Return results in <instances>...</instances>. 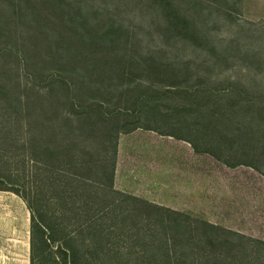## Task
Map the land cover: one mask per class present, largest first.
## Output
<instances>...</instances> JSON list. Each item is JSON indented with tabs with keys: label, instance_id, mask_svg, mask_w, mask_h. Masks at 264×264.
<instances>
[{
	"label": "rangeland",
	"instance_id": "obj_1",
	"mask_svg": "<svg viewBox=\"0 0 264 264\" xmlns=\"http://www.w3.org/2000/svg\"><path fill=\"white\" fill-rule=\"evenodd\" d=\"M10 179L93 263L181 256L199 224L264 241V0H0ZM0 187V264H30V210Z\"/></svg>",
	"mask_w": 264,
	"mask_h": 264
},
{
	"label": "trees",
	"instance_id": "obj_2",
	"mask_svg": "<svg viewBox=\"0 0 264 264\" xmlns=\"http://www.w3.org/2000/svg\"><path fill=\"white\" fill-rule=\"evenodd\" d=\"M157 131L156 129L150 128ZM160 133V132H159ZM165 134V133H160ZM178 139H182L191 144L195 152H201L200 148L187 139L177 137L173 134H167ZM116 144V143H115ZM116 145H114L113 154L115 155ZM215 156L214 153H211ZM113 172L114 166L111 171V181L109 187H113ZM2 179V177H1ZM4 179V178H3ZM3 183H10L14 186L16 194L21 196L28 209L30 210V264H41V259L36 255V248L38 245L47 246L56 240H60L57 246L58 255H56L55 264H98L102 261V258L97 257L95 263L92 260L83 257L79 254V249L75 242V237L70 233H66L61 237H57L58 228L52 223H48L47 215L43 211L35 210L27 195L25 189H17V183L14 180L1 181ZM0 182V183H1ZM15 184V185H14ZM13 188V187H12ZM2 187H0V190ZM130 199L136 200L135 197ZM165 210V209H164ZM172 214H178L177 211L165 210ZM204 226L199 224L192 228H180L184 233H190L191 231H197L201 234L194 242H183L179 245V249L183 254L181 256H170V246L167 242L163 244L166 249L164 257H160L158 254H154L151 258H148V262L145 264H264V241L246 236L242 233L225 229L216 225ZM211 227V228H207ZM207 237V238H206ZM145 247L158 249L159 245L155 243H143ZM177 245L173 244V250L176 251ZM199 250L196 253L193 248ZM160 250V249H158ZM202 250V251H201ZM203 250H207L204 251ZM40 259V260H38ZM103 262V261H102Z\"/></svg>",
	"mask_w": 264,
	"mask_h": 264
},
{
	"label": "crops",
	"instance_id": "obj_3",
	"mask_svg": "<svg viewBox=\"0 0 264 264\" xmlns=\"http://www.w3.org/2000/svg\"><path fill=\"white\" fill-rule=\"evenodd\" d=\"M191 145V144H190ZM193 148V147H192ZM194 150V149H193ZM129 177V174H127V178ZM123 178V177H122Z\"/></svg>",
	"mask_w": 264,
	"mask_h": 264
}]
</instances>
